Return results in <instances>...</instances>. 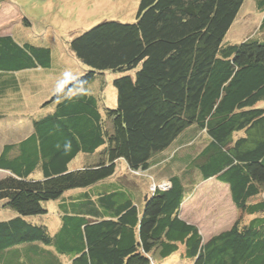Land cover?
<instances>
[{"label": "trees", "instance_id": "obj_1", "mask_svg": "<svg viewBox=\"0 0 264 264\" xmlns=\"http://www.w3.org/2000/svg\"><path fill=\"white\" fill-rule=\"evenodd\" d=\"M245 1L139 0L132 23L72 38L84 73L43 99L25 135L18 124L0 144V205L17 214L0 221V264H154L177 253L188 264H264V39L225 42ZM254 3L264 31V0ZM51 69L48 48L0 34L1 121L36 89L29 71ZM105 72L112 107L89 88ZM121 161L142 181L163 164L166 187L122 185ZM193 171L226 186L244 215L206 242L180 217ZM52 201L54 233L29 221Z\"/></svg>", "mask_w": 264, "mask_h": 264}, {"label": "rangeland", "instance_id": "obj_2", "mask_svg": "<svg viewBox=\"0 0 264 264\" xmlns=\"http://www.w3.org/2000/svg\"><path fill=\"white\" fill-rule=\"evenodd\" d=\"M138 4L139 0H5L0 4V34L11 33L19 42L24 40L35 46L48 48L52 56L51 70L29 71L36 77V89L28 86V81L25 79L28 90H26L27 98L24 99L23 109L14 113L9 112V120L5 122L0 120V144L2 140L15 137L17 130L18 138L25 135L28 131L29 119L41 111L40 104L43 99L53 90L66 85L70 79L84 73L86 68L69 49L72 38L104 21L132 23L135 20ZM261 16L254 0H246L226 34L225 42L239 43L252 38L251 36L264 39V31L260 29ZM24 18L29 22L28 25H25ZM112 78L111 73L105 72L98 75L95 83L89 87L96 88L99 93L102 88L101 101L107 107L114 106L116 100ZM3 126L5 129L2 128ZM29 127L31 130L30 123ZM7 128L17 130L7 131ZM202 146V143L197 145L198 148ZM82 160L81 157H77L68 168L70 170L80 168ZM118 165L116 180L122 185L143 192H149L148 187L152 190L157 184L161 189L166 187L163 184L166 176L160 174L163 164L155 166L156 169L154 168L150 173H144L143 177L146 179L144 181L127 174V166L123 161ZM3 176L4 174L0 172V179ZM39 176L36 174L37 179ZM192 179L198 182V185L182 205L180 217L189 224L195 225L204 241L229 230L238 219L244 218V215L232 204L226 186L214 180L200 182L196 171L192 172ZM76 191H69L67 194ZM43 207L48 213L44 216L30 217L29 221L44 224L51 233H54L61 225V218L58 215L59 203L47 202ZM15 216L17 214L14 211L2 209L0 205V221ZM181 259L183 258L177 253L162 262L156 260L154 264H188ZM62 261L64 264L67 263L64 259Z\"/></svg>", "mask_w": 264, "mask_h": 264}, {"label": "clouds", "instance_id": "obj_3", "mask_svg": "<svg viewBox=\"0 0 264 264\" xmlns=\"http://www.w3.org/2000/svg\"><path fill=\"white\" fill-rule=\"evenodd\" d=\"M206 242V241H205Z\"/></svg>", "mask_w": 264, "mask_h": 264}]
</instances>
